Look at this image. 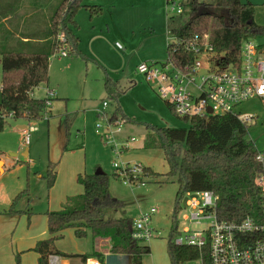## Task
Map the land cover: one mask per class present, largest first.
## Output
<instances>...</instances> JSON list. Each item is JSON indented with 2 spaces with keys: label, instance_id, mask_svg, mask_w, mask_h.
Segmentation results:
<instances>
[{
  "label": "rangeland",
  "instance_id": "rangeland-1",
  "mask_svg": "<svg viewBox=\"0 0 264 264\" xmlns=\"http://www.w3.org/2000/svg\"><path fill=\"white\" fill-rule=\"evenodd\" d=\"M84 1L89 7L78 9L76 26L68 25L80 37L78 52L73 45H69L66 57L57 51L51 57L48 82L33 91L36 98L53 97L51 110L38 121L9 116L0 131V264H38L39 255L33 248L39 240L50 237L47 213L62 209L69 197L82 193L78 177L94 171L110 175L111 194L123 203L120 208L104 209V217L135 220L143 212L156 209L154 234L146 241L151 251L143 255L142 264H173L169 235L175 220L178 230L184 231L204 228L212 219L190 222L186 216L193 209L187 203L201 195L185 192L178 201L180 182L175 177L166 178L171 166L165 149L145 147L151 127L175 128L187 123L158 95L156 83L148 82L137 68L143 62L168 60L167 44L175 40L170 30L187 17L168 13L167 0ZM182 1L187 5L189 0ZM242 1L255 4V21L264 26V0ZM90 7H99V13L91 16ZM250 38L264 45V32ZM2 77L0 62V84ZM107 79L118 88L114 97L108 96ZM100 111L113 123L111 131ZM236 112L255 115L248 137L263 149L264 100L246 101ZM113 117H121L114 120L120 124ZM22 125L32 126L29 143L23 139ZM25 147L29 149L27 155ZM116 148L122 149L121 154ZM115 160L142 164L139 177L145 183H124L115 175ZM50 165L56 173L53 184ZM145 166L155 175H150ZM79 202L71 201L68 206ZM75 230L66 228L54 248L65 255L64 259L94 255L93 235L88 232L80 237ZM108 245L109 240L99 238L95 250L104 264H131V258L124 254L105 257ZM179 264L202 262L194 259Z\"/></svg>",
  "mask_w": 264,
  "mask_h": 264
},
{
  "label": "trees",
  "instance_id": "trees-1",
  "mask_svg": "<svg viewBox=\"0 0 264 264\" xmlns=\"http://www.w3.org/2000/svg\"><path fill=\"white\" fill-rule=\"evenodd\" d=\"M55 1L56 4L51 5L53 0H0V62L3 71L0 131L9 116L38 121L50 109L47 99L34 97L33 91L49 80L51 57L60 45L58 34L66 32L73 45L76 37L68 25L76 26L78 9L89 7L84 0H58L59 4ZM99 11V7H90L91 16ZM182 15L187 19L170 30L175 40L167 44L168 57L179 64L183 63L182 60L194 58V52L188 51L185 43L191 42L195 35L209 33L215 50L236 61L243 41L264 32V26L255 21V4L250 1L189 0ZM174 17L172 15L170 19L174 20ZM105 87L108 96L114 97L118 93L116 84L109 79ZM183 119L187 126L151 127L145 140L146 148L165 149L171 166L166 178L175 177L180 182L178 201L185 192L211 190L218 196L216 213L220 219L238 221L262 212L261 189L255 182L261 165L256 160L255 142L248 137L250 123L231 113L185 116ZM145 169L155 175L150 167L145 166ZM49 174L53 184L55 167L50 165ZM78 181L83 192L69 197L62 209L47 213L50 237L39 240L33 248L39 255L38 264H49V257L53 254L65 256L54 248V243L69 227L76 228L80 237L90 232L94 246L97 238L109 239L111 253L130 255L131 264H142L143 255L150 253L151 248L145 240L134 236V219L104 217V209L123 205L111 194L110 175L94 171L81 174ZM70 199L80 202L69 208ZM179 234L176 219L169 235L173 264L201 256L204 264H210L206 249L176 244L174 239ZM93 254H83L80 258L85 261L96 256L101 260L98 253Z\"/></svg>",
  "mask_w": 264,
  "mask_h": 264
},
{
  "label": "built area",
  "instance_id": "built-area-1",
  "mask_svg": "<svg viewBox=\"0 0 264 264\" xmlns=\"http://www.w3.org/2000/svg\"><path fill=\"white\" fill-rule=\"evenodd\" d=\"M167 4L170 7L168 13L173 11L178 15L183 14L187 8L180 0H167ZM57 39L60 43V56H68L71 45L68 34L61 31ZM117 45L121 47L119 43ZM185 47L194 52L192 60L188 58L179 64L168 57L162 63H140L137 71L148 82L156 83L158 95L180 117L231 113L243 122L251 123L255 115L239 114L236 108L254 98L264 100V45L247 38L242 43L236 61L230 60L224 52L215 50L209 33L195 35L191 42L185 43ZM46 99L47 106L51 108L53 97ZM106 104L104 102L103 109ZM99 113L106 120L108 131H111L113 123L104 112ZM98 127H101L99 123ZM31 128L32 126H25L22 130L26 143L30 141ZM104 135L109 136L108 133ZM116 152L121 154L122 149L116 148ZM256 160L261 165L255 182L261 189L262 212L238 221L220 219L216 213L218 196L211 190L196 191L201 198L188 201L187 205L193 212L186 217L192 223L209 218L212 221L201 229L186 228L180 231L174 239L176 244L195 246L203 251L206 249L210 264H264V148H257ZM114 167L116 176L122 178L124 183H145L139 177L144 169L142 164L115 160ZM155 211V208H151L134 220L136 238L145 241L152 238V218ZM63 260V256L53 254L49 257V264H64ZM199 260L204 264L202 256ZM80 264L104 263L98 257L91 256Z\"/></svg>",
  "mask_w": 264,
  "mask_h": 264
},
{
  "label": "crops",
  "instance_id": "crops-1",
  "mask_svg": "<svg viewBox=\"0 0 264 264\" xmlns=\"http://www.w3.org/2000/svg\"><path fill=\"white\" fill-rule=\"evenodd\" d=\"M84 3H85V1H83ZM56 4V1H53L52 3H51V5H55ZM86 4H88L89 5V3H86ZM71 26H75V25H71ZM76 40H75V42L73 43V45H75V50L78 48V46L80 45V37H79V35H77V33H76ZM77 51V50H76ZM78 52V51H77ZM51 63V62H50ZM49 77H50V71H49ZM0 87H1V84H0ZM52 107V106H51ZM51 110V109H50ZM29 153V149L28 148H26L25 147V149H24V154L25 155H27ZM78 169V168H77ZM78 171H80V170H78ZM83 187V186H82ZM81 193V192H80ZM98 239L99 238H97V241H96V245H95V249H94V252H95V250H96V248H97V245H98ZM109 239H107V241H108ZM109 247H110V241H109V245H108V248H106V249H104V250H107V251H105L104 252V254H105V257L107 256V255H110V254H112L110 251H109ZM127 256H129V258H131L130 257V255H127ZM63 262H64V264H80L81 262H82V259L81 258H79V259H76V258H69V259H64L63 260Z\"/></svg>",
  "mask_w": 264,
  "mask_h": 264
},
{
  "label": "water",
  "instance_id": "water-1",
  "mask_svg": "<svg viewBox=\"0 0 264 264\" xmlns=\"http://www.w3.org/2000/svg\"><path fill=\"white\" fill-rule=\"evenodd\" d=\"M2 104H3V91H2V89L0 87V105H2ZM21 127L24 128L25 125H22Z\"/></svg>",
  "mask_w": 264,
  "mask_h": 264
}]
</instances>
